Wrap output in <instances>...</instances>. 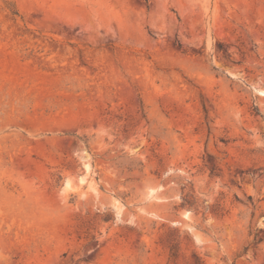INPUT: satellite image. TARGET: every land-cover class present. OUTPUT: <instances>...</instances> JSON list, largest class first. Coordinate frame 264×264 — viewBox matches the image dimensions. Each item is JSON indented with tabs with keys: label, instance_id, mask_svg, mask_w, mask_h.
Wrapping results in <instances>:
<instances>
[{
	"label": "rangeland",
	"instance_id": "1",
	"mask_svg": "<svg viewBox=\"0 0 264 264\" xmlns=\"http://www.w3.org/2000/svg\"><path fill=\"white\" fill-rule=\"evenodd\" d=\"M263 92L264 0H0V264H264Z\"/></svg>",
	"mask_w": 264,
	"mask_h": 264
},
{
	"label": "bare ground",
	"instance_id": "2",
	"mask_svg": "<svg viewBox=\"0 0 264 264\" xmlns=\"http://www.w3.org/2000/svg\"><path fill=\"white\" fill-rule=\"evenodd\" d=\"M264 93V92H263ZM39 116V115H38ZM52 118V117H51ZM37 119V118H36ZM61 143V142H60ZM87 168H90V165L89 164H87Z\"/></svg>",
	"mask_w": 264,
	"mask_h": 264
}]
</instances>
